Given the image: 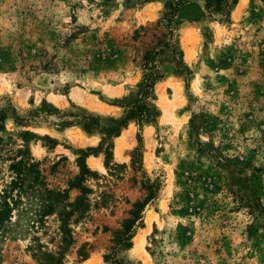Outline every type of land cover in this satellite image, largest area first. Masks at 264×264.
<instances>
[{
	"label": "rangeland",
	"instance_id": "obj_1",
	"mask_svg": "<svg viewBox=\"0 0 264 264\" xmlns=\"http://www.w3.org/2000/svg\"><path fill=\"white\" fill-rule=\"evenodd\" d=\"M149 70L158 72L148 99L157 115L140 130L141 168L131 163L135 121L106 140L108 165L99 150L85 157L105 137L101 127L140 97ZM1 114L0 191L23 153L49 188L89 200L76 223L80 210L56 205L72 212L63 264H108L103 255L145 200L146 178L156 195L118 258L264 264V0H238L228 17L202 0H0ZM75 180L87 191L69 187ZM39 199L29 190L0 230V264H40L35 239L58 250L60 221H37Z\"/></svg>",
	"mask_w": 264,
	"mask_h": 264
},
{
	"label": "trees",
	"instance_id": "obj_2",
	"mask_svg": "<svg viewBox=\"0 0 264 264\" xmlns=\"http://www.w3.org/2000/svg\"><path fill=\"white\" fill-rule=\"evenodd\" d=\"M202 1L208 13H222L224 11L228 17L238 0ZM157 73L158 72L154 70H149L145 73L140 97L127 105L125 113L121 118H110L112 122L111 126L101 127V131L105 134V137L101 138L97 147L88 148L87 151L83 152L85 157L89 154V151L96 152L99 150L104 154L105 165H108L112 146L109 141L106 142V140L118 136L122 127L126 126L130 121H135L139 127L137 133L138 145L131 153V163L133 169L138 170L141 168L143 140L140 130L144 122H153L157 115V109L148 101L155 80L158 78ZM3 118L4 116L1 114L0 121ZM91 120L96 119L91 118ZM91 127L92 122L83 124L84 130L87 132L91 131ZM80 168L82 174L89 173L88 168L84 164V159H82V166H80ZM9 169L13 173L11 179L4 184L0 191V230H3L6 224L10 222L11 213L13 209L18 207L23 201V195L28 193L29 190L38 192L40 199L38 210L39 217L37 221L41 223L45 216L56 214L60 221L58 229L62 234V239L57 246L58 250H50L45 244L35 239V242L30 245V250L32 251L31 256L40 264H63L65 248L72 241V229L69 226V219L72 212L57 211L56 205L63 203L61 208L71 207L73 210H80L81 214L72 220L73 223H76L82 214L88 211L90 206L89 200L84 197H76L73 201H68L65 198L66 189L49 188L41 175L39 162L34 160L31 156H26L21 153L18 159H13L11 161ZM71 186H78L82 192L87 191V188L77 183V180L69 184V187ZM142 186L147 191L146 198L143 202L134 205L132 216L124 219L121 228L114 231L115 236L113 237V245L110 247V252L103 255L104 261L108 264H129L123 259L118 258L117 252L120 249H128L131 247V239L134 237L135 229L141 224L140 211L147 202H150L155 197L158 188V184L151 182L149 178L143 181ZM86 246H88V243L84 242L77 249V255L81 260H85L88 257Z\"/></svg>",
	"mask_w": 264,
	"mask_h": 264
},
{
	"label": "bare ground",
	"instance_id": "obj_3",
	"mask_svg": "<svg viewBox=\"0 0 264 264\" xmlns=\"http://www.w3.org/2000/svg\"><path fill=\"white\" fill-rule=\"evenodd\" d=\"M186 51H187V52H186V53H187V54H186V55H187V58H188L189 61H191V59H192V55H193L192 50H191L190 48H187ZM163 107H164V106H163ZM164 109L166 110V108H164ZM121 143H122V142H121ZM121 143L119 144L118 151H117V155H118V156H121V150H122V148H123V145H122ZM91 163H92L93 166H98L96 160H92V159H91ZM136 243H137L138 245H141V244H142V237H140V238L138 237V238L136 239ZM89 264H90V263H89Z\"/></svg>",
	"mask_w": 264,
	"mask_h": 264
}]
</instances>
